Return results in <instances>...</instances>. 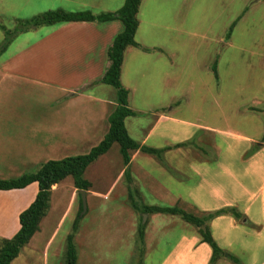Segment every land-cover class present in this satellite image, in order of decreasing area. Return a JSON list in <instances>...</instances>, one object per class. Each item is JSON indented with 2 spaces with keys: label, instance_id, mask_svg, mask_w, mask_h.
Masks as SVG:
<instances>
[{
  "label": "rangeland",
  "instance_id": "1",
  "mask_svg": "<svg viewBox=\"0 0 264 264\" xmlns=\"http://www.w3.org/2000/svg\"><path fill=\"white\" fill-rule=\"evenodd\" d=\"M93 2L0 0V49L6 40V31L11 35L7 49L0 52V60L51 36L62 26L58 23L25 30L26 20L59 8L87 10ZM107 7H116V4H107ZM138 18L136 41L157 51L151 53L153 72L149 71L147 77L133 72V53L127 54L121 80L130 90L129 106L144 111L141 117L129 118L127 122L133 137L140 139L144 133L142 127L148 128L155 122L153 110L165 107L166 112L172 111V116L194 124L171 131L168 143L195 141L202 135L196 124H202L220 130L221 133H210L218 140V151L241 154L250 149L255 153L264 142V0H143ZM37 48L34 56L49 58V49ZM137 50L139 55H144L141 48ZM84 88L86 92L103 95H107L108 90L116 92L113 86L99 80ZM27 99L36 106H46L45 93L41 99L40 96ZM93 143L77 145L70 150V155L88 153ZM192 149L197 153L218 152L210 144L201 142L198 148L193 143L170 154H185ZM142 161L138 157L133 170L136 171ZM45 162H35L30 172ZM169 162L176 168L181 165L178 160ZM122 167L125 164L119 143L88 167L85 178L92 181L94 187L87 191L88 210L80 216L75 232L73 225L80 212V191L72 176L63 179L51 191L49 209L31 247H23L11 264H66L70 233L74 234L78 249V264H162L178 237L197 226L178 215L162 213L152 219L151 214L143 213L146 205L182 206L171 199H157L153 188L142 183L144 197L141 199L137 188L129 187L126 177L119 179ZM142 223L145 235L149 231L147 255L145 236L142 241L139 235ZM152 240H155L154 247H150ZM3 241L4 238H0V248Z\"/></svg>",
  "mask_w": 264,
  "mask_h": 264
},
{
  "label": "crops",
  "instance_id": "2",
  "mask_svg": "<svg viewBox=\"0 0 264 264\" xmlns=\"http://www.w3.org/2000/svg\"><path fill=\"white\" fill-rule=\"evenodd\" d=\"M124 2L125 0H94L88 5V9L83 11L96 15L116 11ZM107 4H116V7H107ZM61 25L51 36L0 60L2 179L17 178L29 173L35 162L71 156L70 150L75 149L77 145L94 142L90 147L92 148L98 145L109 131V117L117 106V92L111 93L108 90L107 95H103L86 92L84 87L105 75L111 64L109 47L115 37L123 31L124 25L119 20L77 21ZM139 45L140 47L129 46L126 49L121 78L129 52L133 53L134 73L147 77L149 71L153 72L151 53L157 51L156 48L152 49L140 43ZM37 47L49 49V58L40 59L34 56L35 51L39 49ZM138 48L144 51V55L138 54ZM44 93L46 106H36L32 104V100L27 99L35 96H40L41 99ZM108 95L110 97H107ZM131 109L136 111L137 115L127 117L125 123L133 137L127 122L129 118L141 117L144 111ZM152 115L156 117L154 124L148 128L142 127L144 133L137 141L154 148H172L165 151L161 157L140 150L132 151L129 187H136L141 199L144 194L140 183L145 187H152L157 199L174 200L182 208L185 207L187 211L190 210L189 212L199 216L223 208H236L243 214L244 220L227 212L207 222L214 239L223 249V255L214 264H264V142L253 154L249 153L250 149L241 154L220 152L218 140L210 134L220 130L196 124L202 135L195 138V141L188 139L168 143L167 137L171 131L183 130L185 124H194L172 116V111L169 109L166 112L165 107H156ZM137 126L139 127L140 123ZM184 142L187 145L175 147L176 144ZM201 142L210 144L211 148L218 152L197 153L192 149L185 154L180 151L177 155L170 154L173 150H184V147L188 148L193 143L198 148ZM138 157L143 161L135 171L134 162ZM169 160H178L181 165L176 168ZM125 169L126 165L120 170V180L125 177ZM57 185L59 183L52 189ZM38 191V182H32L24 188L0 190V238H12L18 232L21 227L20 213L31 205ZM27 199L29 201L20 206ZM136 202L134 199V204ZM161 214L150 216L153 219ZM10 228L13 229L8 232ZM38 232L40 231L36 234ZM148 233L147 230L146 255ZM35 235L26 247H31ZM154 245L155 240H152L150 247ZM212 254V247L203 241L199 229L194 227L178 237L166 253L162 264H209Z\"/></svg>",
  "mask_w": 264,
  "mask_h": 264
},
{
  "label": "trees",
  "instance_id": "3",
  "mask_svg": "<svg viewBox=\"0 0 264 264\" xmlns=\"http://www.w3.org/2000/svg\"><path fill=\"white\" fill-rule=\"evenodd\" d=\"M142 0H125L123 6L111 12L101 14H93L90 11H66L64 9L49 10L40 13L24 22L25 30L40 27L44 25H54L58 23H68L77 21H98L108 22L119 20L123 23L124 29L114 39L109 47L108 55L111 61L110 67L100 82L112 85L117 92V106L109 117L110 128L104 139L94 146L88 153L71 155L63 159H52L43 163L36 171L25 173L17 178L2 179L0 178V190H11L24 188L32 182H38L39 191L35 200L31 205L20 213L19 219L21 227L12 238H4L0 248V264H11L20 254L32 237L39 230L40 223L50 206L51 191L54 185L60 183L68 176H72L76 188L88 191L92 183L84 177L86 169L95 162L100 156L107 153L114 143L120 144V152L122 154L126 169L125 177L130 181V162L132 151H143L149 154L161 157L162 154L171 149L154 148L148 145H142L135 140L129 133L125 120L127 117L137 115V112L129 107L130 91L121 80L122 65L124 62V54L129 46H139L136 41V33L139 27L138 12ZM236 23L231 27L229 37ZM11 42V35L6 31V40L0 49L5 51ZM215 73L217 75V65H215ZM187 145L186 142L176 144L175 147ZM259 147L257 148V150ZM256 151V150H254ZM253 151V152H254ZM252 154L251 150L249 152ZM131 188V186H130ZM83 211V201L80 193V212L74 221L73 231H77L80 223V216ZM230 212L238 219L244 220V216L236 208L220 209L204 216H199L189 212L180 206H159L146 205L143 213L155 214L164 213L170 215H178L186 222L193 224L199 228L203 241L210 244L213 250L212 258L209 264H214L222 255L223 249L214 239L207 222L213 218ZM139 235L144 241L145 224H141ZM66 264H78V249L75 244L74 234L70 233L67 237Z\"/></svg>",
  "mask_w": 264,
  "mask_h": 264
},
{
  "label": "water",
  "instance_id": "4",
  "mask_svg": "<svg viewBox=\"0 0 264 264\" xmlns=\"http://www.w3.org/2000/svg\"><path fill=\"white\" fill-rule=\"evenodd\" d=\"M82 201H83V211L81 215H84L88 210V202H87V191L86 190H80Z\"/></svg>",
  "mask_w": 264,
  "mask_h": 264
}]
</instances>
